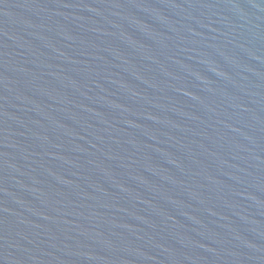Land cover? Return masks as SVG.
Returning <instances> with one entry per match:
<instances>
[{
  "label": "water",
  "instance_id": "1",
  "mask_svg": "<svg viewBox=\"0 0 264 264\" xmlns=\"http://www.w3.org/2000/svg\"><path fill=\"white\" fill-rule=\"evenodd\" d=\"M0 264H264V0H0Z\"/></svg>",
  "mask_w": 264,
  "mask_h": 264
}]
</instances>
